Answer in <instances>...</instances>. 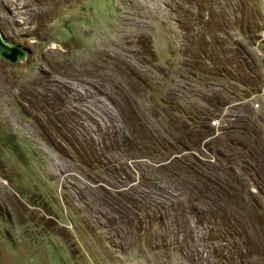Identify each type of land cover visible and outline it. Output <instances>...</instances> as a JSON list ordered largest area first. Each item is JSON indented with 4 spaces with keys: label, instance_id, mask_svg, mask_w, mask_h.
<instances>
[{
    "label": "rangeland",
    "instance_id": "374dc122",
    "mask_svg": "<svg viewBox=\"0 0 264 264\" xmlns=\"http://www.w3.org/2000/svg\"><path fill=\"white\" fill-rule=\"evenodd\" d=\"M0 31V264H264V0H0Z\"/></svg>",
    "mask_w": 264,
    "mask_h": 264
},
{
    "label": "water",
    "instance_id": "95a60500",
    "mask_svg": "<svg viewBox=\"0 0 264 264\" xmlns=\"http://www.w3.org/2000/svg\"><path fill=\"white\" fill-rule=\"evenodd\" d=\"M27 50L20 45L8 41L0 31V57L14 64L25 60Z\"/></svg>",
    "mask_w": 264,
    "mask_h": 264
},
{
    "label": "clouds",
    "instance_id": "9594fccd",
    "mask_svg": "<svg viewBox=\"0 0 264 264\" xmlns=\"http://www.w3.org/2000/svg\"><path fill=\"white\" fill-rule=\"evenodd\" d=\"M27 53H26V56H27ZM213 84H214V87L216 88V90L218 91V88H220L219 84L218 83H213ZM254 106L258 107L259 104L255 103ZM231 116H232V114H230V112L228 110H226V109L221 110V112L218 115H215L211 118V124H213V126L216 128H220L221 122L230 118Z\"/></svg>",
    "mask_w": 264,
    "mask_h": 264
}]
</instances>
